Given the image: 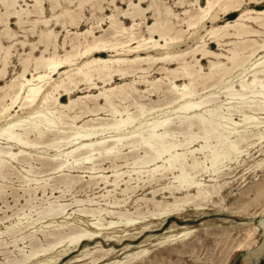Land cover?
Segmentation results:
<instances>
[{"label": "bare ground", "instance_id": "1", "mask_svg": "<svg viewBox=\"0 0 264 264\" xmlns=\"http://www.w3.org/2000/svg\"><path fill=\"white\" fill-rule=\"evenodd\" d=\"M48 1L51 2L50 7L51 10L53 11L52 15L50 16L44 14L45 11L44 0H30V2L28 0H0V6H1L0 26H2V30L5 32L4 35L12 39V41L8 45H4L0 40V73H1L0 76L3 77L7 73V66L9 65L8 63L10 61V56H11V47L13 46V44L16 43V41L21 43V45H25V44L33 45V47L30 46L31 49L26 51L25 53L27 54L24 55L19 61L21 63V69L18 70L16 74L13 75L8 82H5L4 84H0V92H1L0 93V138L5 140L4 143H6L7 145L15 144L22 148L26 146L35 145L36 142L33 141L35 139H33L32 141L29 140L30 138L29 139L27 138V135L29 136V134L27 133L34 132L39 137L40 136L45 137L46 135H44V133L46 132V130L54 131V133H56L54 128L53 129L50 128L55 127V125H57L58 122H62L63 121L62 119L67 117L70 120L69 125L70 128L72 129L70 134L68 135L63 134L59 136H56L57 135L56 134L54 138L52 137L55 140L49 144L51 146L60 147L63 144L67 145L68 143H70V148L66 151H62V153L65 154L66 158L64 157L65 158L64 160L57 163V165L55 164L56 165L55 167L52 166L54 168L52 167L51 168L55 170H61L63 168H68V169L80 168V166L82 167L81 164H84L85 162H91V165L87 166V168H89L91 171L93 169H96L94 167L95 166V163L93 161L94 158L101 156L104 157V155L105 157L111 155L116 157V154L118 153L119 150H121L120 146L124 144L125 139L132 137L135 138L136 136H138L139 140L141 139L142 144L144 143L145 145V151L144 153H142L143 155L140 157H138L139 153H137L138 156L137 158L135 157L136 159L134 160V163L147 164L152 162V167H150L149 165V167L146 170H144L145 172H147L146 174L149 175L154 174L158 170H161L162 173L159 175L160 177L163 178L164 176L162 175L167 174V172H171V174H173L174 180L177 181V185L176 184H174V186L172 185V188L170 186H167L170 187L169 190L184 189L187 191V193L184 196L181 197L174 196V199L172 201H167L164 204L157 203V207L159 206L158 212L157 213L151 212V215L154 216L156 214L160 218L166 219L168 217L181 213L182 211L185 210V207L187 205H191L192 203L195 209L203 208L202 201L208 200L210 197L213 196V194L217 193L221 185L217 184L218 186H215V184H213L212 188L210 189L208 187L209 185L204 183L203 180L201 181L194 179L193 178L194 176L192 177V175H190L191 172L189 173L187 171V167L193 170L195 169L196 172L197 171L199 172V170L209 171V166L207 167L204 164V161H206V159L209 158L211 161L210 168L212 172L216 174L213 176H218L219 172L220 173L223 172V169L217 166L216 164L217 161L219 160L223 161V159H227V158L229 160L230 159L229 156L231 154H233V156L235 157L234 159L237 160V158L241 156V153L246 150L245 147L244 149H241V147L239 146L240 142L244 139L243 138L244 135L240 133L242 131L244 132V130H239V128L241 126H247V125H249L248 127L257 128L259 127L260 123L263 122L264 119L263 116H257L254 113L247 111V110L264 111V100H262L260 103H258L257 100H253L254 97H260L264 99V77L260 76V75H264V39L260 38L262 40L258 41L256 40V38L253 37V35L259 34L258 32L260 31L264 32V30L251 27V25L249 24V22H254L260 27H264V8L261 9L243 8L242 5L245 0H205L204 3H201L200 0H192L190 1L189 4V6L191 7L189 8L186 7L182 10V13L185 14V16L180 17L179 13L172 10L170 6L165 5V3L162 5L161 0H150V3L147 6H144L142 4L143 0H128L127 9H122L120 10V12L123 13L124 16L130 17L131 20L130 23L128 24L123 23L117 17V13L115 12L107 13L105 14V16L100 18V20L98 18L96 19L99 20L97 21V25L100 26L102 30L101 33L99 34L95 33L94 30L95 25L90 24L84 29L75 31L78 40L76 42H72V43L70 42L71 43L70 48H65L64 42L62 43L57 42V32L53 29L52 26H49V21L53 17L56 18L60 15L61 17L62 15L63 16L66 15L68 16L67 18H70V20H73L74 22L75 18L73 15L74 14L73 11H76V8L73 9V8L65 7L62 8L60 12H55V9L57 7H60L61 5L60 0H48ZM67 1H69V3L72 2L71 0H67ZM101 1L103 0L78 1L79 8L76 11L77 16L79 18H82L84 16L81 11L83 7L80 9V6H82L81 5L82 2H86V3L90 2V4L96 5L97 8L102 10L103 6L101 5ZM113 1L114 0H110L111 3H113ZM114 6L115 9L116 8L117 10L119 9L118 6L116 5ZM148 9L153 10L154 18L153 21L151 22H144L145 11H147ZM235 11L237 12V14L233 19L225 20L221 23H213V21L218 19L220 13L227 14ZM30 15L33 16L32 19H25V17H29ZM11 17L16 19L15 21L17 22V24L21 22L29 21L31 24L30 28H32V31L34 30L37 23H41L43 25L41 28H39V37L37 40L39 41V43H41V46L43 47L40 48V52L38 54L32 53L33 49L37 48V46L34 44V41L31 42L24 39L14 38L15 32H13L11 30V27L9 26V19ZM64 19L62 18V21ZM103 19H106L107 22V25L105 27L102 26ZM173 19H176V21L179 22L178 26H175V21ZM55 20L57 23V19ZM207 20L211 21V25L206 26ZM75 21H77V17ZM70 22L73 23L72 21H69V23ZM143 23L146 31L145 34L142 33V31H140L141 24ZM186 30H192L190 36H194L193 38H195L193 44H191L185 49L171 50V48L175 44L177 45L180 42L184 41L183 40L184 38H182V36H183V32H185ZM66 36H63V38ZM206 37L210 39V41H215L218 46H221L223 44L231 45L229 48H227L228 53H223L211 49L208 46ZM57 46L63 48L64 52L63 53L59 52L57 50ZM150 50H155V52L154 53L150 52ZM104 51H110V53L107 56H102L99 54ZM142 51L145 52L142 53ZM198 52L199 55H196V53ZM188 54L191 55V57L194 59V62H190L187 58H185V56ZM204 57H213V58H208L209 61L208 72H203L202 70L201 59ZM220 58H224L226 61L220 60ZM160 61L166 63L167 62L172 63L174 61L177 65L168 66L164 64L162 65L164 69V73L162 75L157 76L156 78L153 79L147 78L146 72L148 71V68L153 63H157ZM131 74H135L136 76L133 77L130 81L123 80L122 82L115 83L114 75H118L119 78L124 79L126 76ZM214 76H216L215 77L216 80L220 82L221 84L220 88L226 94V96H231L232 98L234 95H236L239 98V100L235 102L236 104H233L232 101L225 102V104H228L225 106H227L226 108L227 111L229 112L226 113L219 112L218 111L219 105L216 103H212L211 106L206 104V102L213 100V98L215 100L216 98L219 97V96L218 97L215 96L214 91L208 92L207 94L204 95H200L198 98L194 97V95L196 94L195 83L199 81L206 82L207 79H212ZM234 76H237L239 80L237 88H234L233 85L234 82L232 79ZM249 76L251 78H249ZM180 77H184V78L187 77L188 81H184L181 83L177 82L178 79H181ZM164 78L168 80V85L166 84L164 85L168 86V90L174 93L173 96L172 95L170 96L171 98L167 102L168 104L167 107H170V109L167 110L170 111L171 109L175 108L176 110L175 112L182 113V115L177 113L178 114L177 116L180 117V121H182L180 124H186L187 126H193V124H197L199 127L203 128L204 132L208 131V133H212V131L214 132L217 131L218 129L220 130L221 128L222 131L224 132H221V130L220 132H218V134L214 132L215 133L214 135H216V143L214 145L211 144L212 145L211 146L208 143L209 142L208 141L209 137L207 136L208 134L207 135L205 134L206 136H203L204 132L200 133L202 134L204 143L202 142L203 144H200L199 146L196 147L190 146L191 142L194 140L192 138L188 140L183 139L177 141L175 140L169 141L167 137L171 131L169 127V124H171L170 123L171 118L167 116L161 119L159 118H157L156 120L152 119L148 124V128L147 129L145 128L146 130L144 131H141L140 126L146 122H143L140 126L138 125L139 127L137 126V128L135 126V129L134 128L132 129L131 127V130H128L126 132L125 131L123 132L121 130L123 127L134 122L135 117L133 115L135 113L134 114H132L133 112L130 113L127 108L128 106L125 105H123V109L121 110L116 108L115 102L116 101L121 102L131 97L134 94V92L137 91L136 83L146 82L147 85L145 89L147 91L153 85L157 84L158 81L160 80L162 81V79ZM213 79L211 83H213ZM82 83H87V85L85 86L86 92L83 95L72 96L71 93L75 87L78 89L83 88L81 87ZM203 84H199V85H203ZM209 84L210 83L208 82V85ZM208 85L206 84L205 86L207 87ZM92 88L99 89V91L91 92ZM63 95L68 96L66 101L61 100V97ZM133 96L136 97L137 95H133ZM213 96H215L216 98ZM248 96H251L252 98L248 99L247 98ZM210 97L213 98L211 99ZM87 98H90V100L91 99L94 100V102L97 101L98 98L103 99L104 104L110 107V111L113 116L112 120L110 122L108 121L103 122L100 120L101 122L92 124L89 123V121H93L94 118L89 117V119L84 120L82 123L76 124L75 121L77 118H79L81 114L74 113L73 115H69L65 113V110L72 109V107L76 105V103L78 102L81 103L83 102V99H87ZM165 98L163 100H165ZM159 101L160 104L163 103V102L161 103V99ZM148 105L150 107V104ZM94 106H97V103ZM138 106L140 107L139 109H141L140 114H143L145 116V110H143V106L142 105H138ZM15 107L18 108L16 109ZM26 107H30L32 111L27 115H19L18 111ZM104 107L105 106H103L102 109L105 108L107 109V107L105 108ZM152 109L153 107H150L148 109L149 112ZM232 109L233 110L235 109L240 113L241 116L239 117L238 120H235L232 117V113H233ZM91 110L95 111L97 109L93 110L92 108ZM85 111L89 112L90 110L89 111L85 110ZM174 119L176 118L174 117ZM63 122L65 123V121ZM17 125H24L22 132L16 131L15 127ZM194 127H196V125ZM181 128L183 129V127ZM107 130H111L115 133L114 134L111 133L110 135H104V132ZM232 133H236V137L234 139L233 138L231 139ZM251 134L257 140H259V142H262L264 139V128L262 130L258 129L256 132H251ZM48 135L46 139L50 140L49 139L50 137L48 138ZM212 135L213 134H211V137ZM246 139L249 140V138ZM36 141H38V139H36ZM44 141L46 140L44 139ZM129 143L131 144V142ZM207 143L210 145V148L208 153L204 154L205 160L199 161L200 159L196 160L193 159L194 157L192 158L191 156L190 158H192L193 160L191 159L190 163L187 162L188 154L193 155V153L195 152L204 153L205 148H207ZM134 144L131 146L134 147L135 146ZM22 148L17 151H11L9 149V146L8 147L0 146V166H2L3 164L4 161L3 157H9L12 159L13 158L22 159L20 157L18 158V156L24 157L26 154H29L28 151H25ZM132 150L133 149L129 151L132 152ZM53 155H58V154L55 153ZM127 155L129 156V154ZM134 155L136 156V153ZM26 157H24L25 160H27ZM106 158L108 160L109 157ZM28 159L31 160L32 158L29 157ZM158 159H162L161 163L159 164H157ZM34 161H37L36 157ZM261 163H262L261 161L256 162V166L258 165L262 166ZM221 164L222 162L220 163V165ZM115 166L116 165H114V167ZM10 167L12 166L10 165ZM174 170L177 171L176 174ZM138 171L139 170H137V172ZM69 175L67 174V176ZM121 175L122 173H120L118 169H115L110 175L99 173L98 176L99 178L101 177V180H104V182L106 183L111 182V184L114 186H117L119 181L121 180L125 181V189H123V193L127 189L131 191V189L128 187L129 179L124 180L121 177ZM154 176H156V174ZM110 177L113 178L110 179ZM140 178H142V176H140ZM76 179L77 178L75 177V182ZM130 179H132V177H130ZM43 182L45 183V181ZM148 182H150L149 179ZM69 183H70V179H69ZM96 183L98 184V181H96ZM87 186L89 187V185ZM44 187H47V185ZM32 188L35 190L34 187ZM52 188H54V186ZM131 188L133 187L131 186ZM192 188L195 189V193L189 192V190ZM2 190H0V192ZM156 191L157 190H153L152 192L155 193ZM108 194L109 193H107V195ZM114 198H116V196ZM51 204L53 206V203ZM53 207L48 206L46 208L45 213L42 212L43 216L52 215L53 217L58 213L64 212L63 207L60 208V210L58 211H54L56 209H54ZM84 208L85 207H83V209ZM90 212L93 218L96 220L91 219V221L87 223L88 227H78L77 225L76 228L75 226L74 227L69 225L67 226V224L63 225L66 222L59 223L58 225H60V227L58 228L59 230L55 231L57 233L56 235H54L55 238L54 237L51 238L52 240L54 239L55 241L54 242L52 241V243H50L45 248L43 246V248L41 249L39 248L32 251L26 256V259L40 256L39 252L44 253L47 250H51L53 248H55L56 250L57 247H62L54 255H46L44 258L38 259L36 263H33V264H57L61 262L63 260V257L66 256L69 252H72L75 249H79L83 241H93L96 238H99L103 234L102 233L103 229L115 227L118 224V222H121V218L119 220L110 219L104 225L103 223L99 222L98 221L99 219L97 218V215L99 216L100 215L99 213L101 212L99 208L97 210L95 207V209L93 208V210ZM114 212L116 214L118 213L122 217L123 216L125 217L126 214L128 215V213H126L125 211L118 212V210H114ZM111 213H113V211ZM263 213L264 211L261 210L259 212V215H263ZM124 219H125L124 221L125 225L134 223L137 220V219L136 220L133 219L132 217L130 218L128 216L125 217ZM66 226L68 228V231H64V228ZM53 229L52 232L48 231L49 235L55 233L53 232ZM142 229L146 230L147 226L144 225ZM256 229H257L256 225H254L252 229L249 228L246 232L244 239L238 242L237 248L248 246L250 244L249 240L252 238V235ZM191 231L192 229L185 228L178 232L167 234L163 236L162 239L158 241V243H164L176 239L178 237L185 236ZM261 249L262 250L264 249V232H263V240L261 242ZM85 250H89V248L85 247ZM147 252H148L147 248H141L138 251L128 253L126 257L129 261ZM97 260H98L97 258H94L92 260V263L97 262ZM116 263H120V260H117Z\"/></svg>", "mask_w": 264, "mask_h": 264}, {"label": "rangeland", "instance_id": "2", "mask_svg": "<svg viewBox=\"0 0 264 264\" xmlns=\"http://www.w3.org/2000/svg\"><path fill=\"white\" fill-rule=\"evenodd\" d=\"M28 1L30 2V0ZM71 1L73 3L72 2L69 3V1L67 0H60L61 5L60 7H57L55 9V12H60L62 8L65 7H69L73 9L76 8L77 11V9L79 8L78 1L80 0H74V1L71 0ZM127 1L128 0H114L113 3H111L110 0H103L101 1V5L103 6L102 10L97 8L96 5L90 4V2L87 3L82 2L81 3L82 6H80V9L83 7L81 11L84 16L82 18H79L77 16L76 11H73L74 14L72 13L74 15L75 20L77 17V21L74 20L76 24L73 22V20L67 18L68 16L62 15L61 17L60 15L56 18L55 17L51 18V20L49 21V26H52L53 29L57 32V42L60 43L64 42V47L70 48V44L78 40L75 31L84 29L90 24H93L95 25L94 26L95 33L98 34L101 33L102 30L100 26L97 25V21H99L100 18L105 16V14L107 13L115 12L117 13V17L123 23L125 24L130 23L131 22L130 17L124 16V14L120 12V10L122 9H127L128 6ZM177 1L178 0H176L175 3L174 0H161L162 5L165 3V5L170 6L172 10L179 13L180 17H183L185 16V14L182 13V10L186 7L188 8L191 7L189 6L190 0H180L178 2ZM204 2L205 0L202 1V3ZM149 3L150 0H143L142 2L144 6H147ZM67 4L70 5L68 6ZM90 5H92L93 7ZM114 5L118 6L119 9L118 10L117 8L115 9ZM46 6L47 5L44 6L45 7L44 14L48 16L52 15L53 11L51 10L52 12H49V10L46 9ZM242 6L243 8L261 9L264 8V0H245ZM236 14H237L236 11L227 14L220 13L218 19L213 21V23H221L225 20L233 19L236 16ZM32 18H33L32 15H30L29 17H25V19H32ZM62 18L63 19L65 18L64 19L65 21L64 20L62 21ZM97 18L99 20H96ZM153 18L154 15L152 9H148L147 11H145L144 22H151L153 21ZM55 19H57V23ZM15 20L16 19L12 17L9 19V26L11 27V30L15 32L14 38L24 39L31 42L34 41V44L37 46V48L33 49L32 53L38 54L40 52V48L43 47L41 46V43L37 41L39 37V28H41L43 25L41 23H37L34 30L32 31V28H30L31 24L29 21H25L17 24ZM173 20L175 21V26H178L179 22L176 21V19ZM69 21H72L73 23L71 22L69 23ZM62 23L66 27H64ZM249 24L251 25V27L264 30V27H260L254 22H249ZM106 25H107L106 19H103L102 26L105 27ZM209 25H211V21L207 20L206 26ZM140 31H142V33L144 34L146 33L144 28V23L141 24ZM191 31L192 30H186L185 32H183L182 38H184L183 39L184 41L180 42L177 45L175 44L171 48V50L185 49L191 44H193L195 38H193L194 36H190ZM4 33L5 32L2 30V26H0V40L4 45H8L12 41V39L5 36ZM258 33L259 34L253 35V37L256 38V40L261 41L262 39L260 38L264 39V32L260 31ZM63 36H66L64 37L65 39L63 38ZM206 41L211 49L223 53H228L227 48L231 46L228 44H223L221 46H218L215 41H210V39H208L207 37H206ZM30 46L33 47V45H29V44L21 45V43H19L18 41H16V43L13 44L12 46L13 48L11 47V56H10V61L8 63L9 65L7 66V73L3 77L0 76V84H4L5 82H8L10 78L13 75H15L18 70L21 69V63L19 61L24 55L27 54L25 52L31 49ZM57 50L61 53L64 52L63 48H61L60 46H57ZM144 52L145 51H142V53ZM150 52L154 53L155 50H150ZM109 53L110 51H104L99 54L102 56H107ZM196 55H199V52L196 53ZM185 58H187L190 62H194V59L191 57L190 54L186 55ZM208 58H213V57H204L201 59L203 72H208L209 70ZM220 60L226 61L224 58H220ZM164 64L168 66L177 65L174 61L172 63L169 62L166 63L163 61L153 63L150 66L151 68L150 67H149L150 69L148 68V71L146 72V77L149 79H153L156 78L157 76L162 75L164 73V69L162 65ZM135 76H136L135 74H131L126 76L124 79H121L118 77V75H114V80L115 83L122 82L123 80L130 81ZM260 76L264 77V75H260ZM215 77L216 76H214L213 78ZM180 78L181 79H178L179 81L177 80V82L179 83L188 81L187 77L185 78L180 77ZM249 78L251 77L249 76ZM212 79H207L206 82L199 81L195 83L196 94L194 95V97L198 98L200 95H204L207 94L208 92L214 91L215 96L216 97L219 96V97L216 98L215 96H213L216 98L215 100L213 97H210L211 99L213 98V100L206 102V104L211 106L212 103H216L219 105L218 106L219 112L221 113L229 112L227 111L226 108L227 106H225L228 104H225V102L232 101L233 104H236L235 102L239 100L238 96L234 95L232 98L231 96H226V94L220 88L221 86L220 82H218L215 78L213 79V83H211ZM232 80L234 82L233 83L234 88H237L239 81L238 77L234 76ZM162 81L161 80L158 81L157 84L153 85L150 89L147 90L148 92L145 89L147 85L146 82L136 83L137 91H135L133 94V95H137L136 97L132 95L131 97H129L124 101L115 102L116 108L121 110L123 109V105H125L128 106L127 108L130 113L132 112H133L132 114L135 113L133 115L135 117L134 122L123 127L121 130L123 132L124 131L126 132L128 130H131V127L132 129L133 128L135 129V126L137 128L138 125L140 126L143 122H146L140 126L141 131H144L148 128V124L152 119L156 120L157 118L161 119L167 116L171 118L170 120L171 124H169L171 131L167 137L169 141H173V140L177 141L183 139L188 140L192 138L194 140L191 142L190 146L196 147L199 146L200 144H203L204 139L202 137V134H200L204 132L202 127H199L197 124H193V126L180 124L182 121H180V117H178L177 115L178 114L182 115V113L175 112L176 111L175 108L171 109L170 111L167 110L170 109V107H167L168 106L167 102L170 100L171 98L170 96L171 95L173 96L174 93L168 90V86H166L168 85V80L164 78L162 79ZM202 82L205 85L206 84L208 85V82L213 85L209 84L206 87ZM199 84H203V85H199ZM86 85L87 83H82L81 84V87H83L82 89L73 87L74 89L71 93L72 96L83 95L86 92V87H85ZM158 86L160 87V89ZM98 91L99 89L96 88L91 89V92H98ZM167 95L169 96V98ZM137 97L139 100L137 99ZM67 98H68L67 95H63L61 97V100L66 101ZM164 98L165 100H163ZM247 98L251 99L252 97L248 96ZM160 99H161V103L163 102L162 104H160L159 101ZM253 100H257V102L260 103L264 99L260 97H254ZM95 102L97 103V106H94L96 105ZM95 102L92 99L90 100V98L83 99V102H81L82 104L80 102L76 103L77 106L74 105L75 106V107L73 106L74 109L72 107V109L65 110V113L69 115H73L74 113L81 114L79 118L76 119L75 121L76 124L82 123L84 120L89 119V117L94 118L93 121H89V123L92 124L101 121L110 122L113 117L110 111V107L104 104V101L101 98H98L97 101ZM119 104H121L122 106ZM148 104H150V107H153V109L150 110V112L148 110L150 108ZM138 105L143 106V110H145V116L143 114H140L141 109H139L140 107ZM144 105L145 107L146 106L147 107L145 108ZM93 106L96 108H94ZM103 106L107 107V109L105 107H104L105 109H102ZM135 106L137 107V109ZM81 107H83L85 110L88 111L90 110V111L87 112ZM15 108L17 109L18 107ZM92 108L93 110L94 109L97 110L92 111L91 110ZM31 111L32 110L30 107H26L19 110L18 114L27 115ZM232 111H233L232 117L235 120H238L239 117L241 116L240 113L235 109L234 110L232 109ZM247 111L254 113L257 116L264 117V111H259V110L256 111L247 110ZM174 117L176 119H174ZM62 120L65 121V123L63 121H62L63 123L58 122L57 125H55V127L50 128V129L54 128L56 133H54V131L46 130V132L44 133V135H46L45 137L43 136L39 137L34 132L27 133L30 136L29 137L27 135V138L28 139L30 138L29 140L32 141L33 139H35L33 140L34 142H36L35 145L26 146L22 148L15 144L7 145L6 143H4L5 140L0 138V146H4V147L9 146V149L11 151H17L22 148L25 151L29 152V154H26L24 156V157L28 156L26 157L27 160H25V158L21 156H18V158L20 157L22 159H17V158L12 159L9 157H3L4 161L2 166H0L2 171V172L0 171L1 174L0 190L3 189L0 192V264H33L36 263L38 259L44 258L46 255H54L62 247H57L56 250L55 248H53L51 250H47L44 253L39 252L40 256L26 259V256L32 251L39 248L41 249L43 248V246L45 248L50 243H52V241L53 242L55 241L54 239L52 240L51 238L53 237L55 238L54 235L57 234L55 231L59 230L58 228L60 227V225H58L59 223L66 222L63 225L67 224V226L68 225L72 227L75 226L76 228L77 225L78 227H88L87 223L90 222L91 219L96 220L93 218L90 212L93 210V208L95 209V207L97 210L98 208L99 210H101V212L99 213L100 217L97 215V218L99 219L98 221L103 223L104 225L110 219L119 220L121 218V222H118V224L115 227L103 229L102 230L103 234L99 238H96L93 241H83L79 249H75L72 252H69L66 256L63 257V260L57 264H264V249L263 250L261 249V242L263 240V232H264V213L263 215H259V212L261 210L264 211V139L262 142H259V140H257L251 134V132H256L258 129L262 130L264 128V119L263 122H261L259 127L257 128L248 127L249 125L241 126L239 128V130H244V132L246 131L245 133L243 131L240 132L244 136L245 135L247 136L245 137L243 136L244 139L240 142L239 145L241 149H244L245 147L246 150L241 153V156H239L237 160H235L234 159L235 157L233 156V154H231L229 156L230 158L229 160L227 158V159H223V161L221 160L217 161L216 162L217 166L223 169V172L222 173L219 172L218 176H213L216 174H214L210 168L211 161L209 158H207L206 161H204V164L207 167L209 166V171L199 170L200 172L199 173L198 171L196 172L195 169L193 170L187 167V171L189 173L191 172L190 175H192V177L194 176L193 177L194 179L201 181L203 180L204 183L209 185L208 187L210 189L212 188L213 184H215V186L221 185V187L219 188L217 193L213 194V196L209 198L210 200L208 199L202 201L203 208L195 209L192 203L191 205H187L185 207V210L182 211L181 213L168 217L166 219H162L156 214L154 216L151 215V212H155V213L158 212L159 206L157 207V203L164 204L167 201H172L174 199V196H179V197L184 196L187 193V191L184 189L169 190L170 187L172 188V185L173 186L174 184L177 185V181L174 180L173 174H171V172H167V174H165L166 177L165 175H162L164 176L163 178L160 177L159 175L162 173L161 170H158L154 174L149 175L146 174L147 172H145L144 170H146L149 167V165L150 167H152V162L147 164L134 163V160L137 158V156L138 155H139L138 157L142 156L143 155L142 153H144L145 151V145L144 143L142 144L141 139L139 140L138 136H136L137 138L132 137L125 139L124 144L120 146L121 150L118 151L116 157L110 154L112 157L106 156L110 158V159L108 158V160L105 157V155L104 157L106 159L103 156L94 158L93 159L95 163L94 167L96 169H93L91 171L89 168H87L88 165L89 166L91 165V162H85L84 164H81L82 167L80 166V168H73V169L63 168L61 170L52 169L57 165V163L61 162L66 158L65 154H63L62 151H66L70 148V143H68L67 145L63 144L60 147L51 146L49 144L55 140L53 138L55 137L56 134H57L56 136L63 134L66 135L70 134L72 130L69 125L70 120L67 117L63 118ZM195 125L196 127H194ZM184 126L185 127L187 126L188 128L187 127L185 128ZM181 127H183V129ZM23 128L24 125H17L15 127L16 131L19 132H22ZM171 128H173L174 130ZM56 129L58 130V132ZM220 130L221 132H224L222 131L221 128ZM220 130L218 129L217 131L214 132L218 134ZM47 132L49 133V135ZM214 132L212 131V133H208L207 131L203 133L204 134L203 136H206L208 134L207 136L209 137L208 138L209 142L208 141L207 142L210 145L211 144L214 145L216 143V135H214L215 134ZM111 133L114 134L115 132L111 130H107L104 132V135H110ZM211 134L214 135V136L212 135L213 138L211 137ZM47 135L48 138L50 137L49 138L50 140L46 139ZM235 137H236V133H232L231 139L232 138L234 139ZM246 138H249V140ZM36 139H38V141H36ZM44 139L46 141H44ZM129 142H131V144ZM208 143H207V148H205L204 150V153L195 152L193 153V155L188 154L187 162L190 163L193 157H194L193 159L196 160L200 159L199 161L205 160L204 154L208 153L210 148V145ZM133 144L135 145L134 147L131 146ZM131 149H133L134 152L133 150L132 152L129 151ZM135 149L138 151H136ZM55 153L58 155H53ZM135 153L136 156L134 155ZM137 153L139 154L137 155ZM127 154H129V156ZM191 156L192 158H190ZM29 157L32 159L31 160L28 159ZM35 157L37 161H34ZM41 160L42 161L44 160L43 163ZM161 160L162 159H158L157 164L161 163ZM259 161L262 162L261 163L262 166L261 165L256 166V162ZM221 162L222 164L220 165ZM3 165L4 166L7 165V166L4 167ZM10 165L12 167H10ZM114 165L116 166L114 167ZM113 168L118 169L120 173H122L121 177L124 180L129 179L128 187L131 189L132 192L129 189H127L125 190L126 192L124 191L123 193V189H125V181L121 180L119 181L117 186H114L111 184V182L106 183L104 182V180H101V177L99 178L98 176L99 173L108 174V175L112 174L113 170H115ZM7 169H9L10 171ZM133 170L136 172V174ZM137 170L139 171L137 172ZM174 172L175 174L177 173L176 170H174ZM67 174L70 175L67 176ZM155 174L156 176H154ZM61 175L63 178L61 177ZM72 176L73 177L75 176L77 178L76 182H75V177L73 178ZM140 176H142V178H140ZM130 177H132V179H130ZM137 177L140 179H138ZM112 178L113 177H110V179ZM28 179L31 181H29ZM57 179H59L60 181ZM69 179H70V183L72 184L69 183ZM142 179L144 180V182ZM148 179L150 182H148ZM43 181H45V183ZM96 181H98V184L96 183ZM46 185L47 187H44ZM87 185H89V187ZM53 186L54 188H52ZM131 186L133 188L135 186L136 187L133 189L131 188ZM32 187H34L35 190ZM153 190H157V191L153 193L152 192ZM189 192L195 193V189L192 188L189 190ZM107 193L109 194L107 195ZM115 196L116 198H114ZM28 199L30 202L28 201ZM50 202L53 203L54 207ZM48 206L56 209L54 211H58L60 210V208L63 207L64 212L58 213L53 217L52 215L43 216V213H45L46 208ZM83 207H85L86 209L84 208L85 209L84 210ZM102 207L104 209L106 208L107 210L106 209L105 210L107 212ZM80 208H82L83 210ZM110 210L111 212L113 211V213H111ZM114 210H118V212L125 211L126 213H128V215L126 214L125 217L128 216L130 218L132 217L133 219L135 220L137 219V220L134 223L125 225L124 223L125 217L120 216L118 213L116 214ZM144 225L147 226L146 230L142 229ZM254 225L257 226V229L254 231L252 238L249 240L250 244L245 247L237 248L238 242L244 239L247 230L249 228L252 229ZM67 226L64 228V231H68ZM185 228H190L192 229V231L185 236L178 237L171 241L158 243V241H160V239H162L163 236L170 233L178 232ZM52 229L53 232L55 233L49 235V232H52ZM85 247L89 248V250H85ZM141 248H147L148 252L143 253L139 257L128 261L126 255L128 253L138 251ZM94 258H97L98 260L97 262L92 263V260ZM117 260H120V263H116Z\"/></svg>", "mask_w": 264, "mask_h": 264}, {"label": "crops", "instance_id": "3", "mask_svg": "<svg viewBox=\"0 0 264 264\" xmlns=\"http://www.w3.org/2000/svg\"><path fill=\"white\" fill-rule=\"evenodd\" d=\"M190 1H192V0H190ZM202 1H203V0H200L201 3H202ZM46 2H47V3H46ZM174 2H176V0H174ZM177 2H178V1H177ZM189 4H190V2H189ZM45 5H47V6H46V9H48L49 12H51V11H50V10H51V7H50V6H51V2H48V1L45 0V2H44V6H45ZM49 8H50V9H49ZM44 9H45V7H44Z\"/></svg>", "mask_w": 264, "mask_h": 264}]
</instances>
